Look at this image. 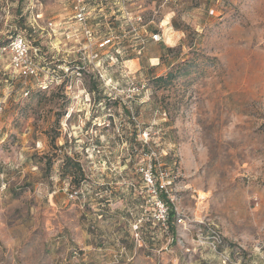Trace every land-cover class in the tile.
<instances>
[{"label": "rangeland", "instance_id": "rangeland-1", "mask_svg": "<svg viewBox=\"0 0 264 264\" xmlns=\"http://www.w3.org/2000/svg\"><path fill=\"white\" fill-rule=\"evenodd\" d=\"M101 1L90 27L113 42L76 76L73 0H0V46L41 15L25 36L49 57L24 79L0 48V264H264V0ZM61 63L69 78L55 81ZM149 164L171 180L170 225ZM199 218L224 262L196 240Z\"/></svg>", "mask_w": 264, "mask_h": 264}, {"label": "built area", "instance_id": "built-area-1", "mask_svg": "<svg viewBox=\"0 0 264 264\" xmlns=\"http://www.w3.org/2000/svg\"><path fill=\"white\" fill-rule=\"evenodd\" d=\"M127 2V1H125ZM104 2L99 0V2L93 3L91 0H73L71 5V15L68 17L69 20H72L73 24L68 26L63 35L69 37V35H82L84 39V49H78V64H73V60L71 61V71L76 76H81V74L87 69V61L85 59V55L90 59V63L94 66L95 70L98 71L99 67V53L98 50L105 48L108 45H112L113 37L100 38L96 39L97 34L89 25L88 21L98 20L101 21L103 19V15H96L95 10L102 5ZM125 4V3H124ZM124 4L121 5V14L122 18L126 21L127 24L132 25L133 22L141 21V16L137 15L132 18L129 14V11L125 9ZM119 11V10H118ZM35 18V17H34ZM41 15H37L36 19H34L33 23H30L29 33L24 32H16L13 34L8 43L1 47L2 52H6L8 54L9 60V68L12 70L14 74H18V76L23 77L24 79L29 77H38L40 75H46L48 72H45L43 67L38 63L39 58H41L40 49L34 46L30 40L25 35H38V33L43 32L41 28L37 24L36 20H39ZM35 23V24H34ZM61 22L48 20V28L51 29L50 33L52 35L56 34L57 28L60 26ZM60 28V27H59ZM103 35H113L111 32H106ZM74 42L79 44V40L77 37H74ZM159 33H153L151 35V39L153 41L160 40ZM93 46H95L93 48ZM85 48L89 49V52H85ZM87 51V50H86ZM86 53V54H85ZM93 65V63H95ZM51 78L55 81H62L65 78H69V73L67 69H65L61 64L55 65V67L51 70ZM50 78V79H51ZM48 78L42 80L44 82ZM49 79V80H50ZM52 79V81H53ZM108 86V85H105ZM43 89L47 88L46 85L42 87ZM137 90H139L137 88ZM148 132L142 133V140L144 143H147ZM142 172V181L146 188L147 194L150 196L153 207L155 208V216L156 220L160 223H167V206L162 199V195L170 201L169 197L171 196V180L168 176L163 172L159 171L155 173V170L152 169V166L149 164L147 167L141 169ZM79 195L78 190L69 189L67 190L68 199H75ZM196 197L198 201H201L204 197L200 195V193L196 192ZM175 210V209H174ZM197 222L202 225L196 233V240L209 248L211 251L215 252L217 255L223 257L222 261L224 262V251H222L223 239L220 232L217 228L211 224L206 219H196ZM181 215L177 217V222H181Z\"/></svg>", "mask_w": 264, "mask_h": 264}, {"label": "trees", "instance_id": "trees-1", "mask_svg": "<svg viewBox=\"0 0 264 264\" xmlns=\"http://www.w3.org/2000/svg\"><path fill=\"white\" fill-rule=\"evenodd\" d=\"M90 24H91V22L90 21H88V25L90 26ZM16 32H18V31H16ZM16 32H12L11 33V36H10V38H9V40L11 39V37L13 36V34H15ZM97 34H99V35H103L104 33H102V32H99V31H97L96 32ZM8 40V41H9ZM8 41H6L3 45H1L0 46V48L1 47H3V46H5L7 43H8ZM34 46H36V47H38L39 49H40V54L39 55H42V49L40 48V45L39 44H33ZM44 55V54H43ZM46 57H47V59H45V61H42V62H40V64L42 65V66H44V67H46L47 65H48V59H49V57L47 56V55H45ZM38 60V59H37ZM105 60H107V59H105ZM99 62H101V59H99ZM103 62H105V61H103ZM54 68V67H53ZM157 82H159V81H162V80H164V78L163 77H161V76H159V77H157L156 79H155ZM162 199H163V201L165 202V204H166V206H167V216H168V218H167V224L168 225H170L171 224V221H172V218L174 217V215H175V210H174V206H173V204L165 197V195H162Z\"/></svg>", "mask_w": 264, "mask_h": 264}]
</instances>
